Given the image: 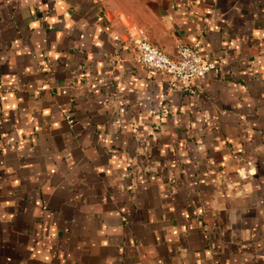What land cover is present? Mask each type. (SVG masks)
<instances>
[{
  "label": "crops",
  "instance_id": "1",
  "mask_svg": "<svg viewBox=\"0 0 264 264\" xmlns=\"http://www.w3.org/2000/svg\"><path fill=\"white\" fill-rule=\"evenodd\" d=\"M0 264H264V0H0Z\"/></svg>",
  "mask_w": 264,
  "mask_h": 264
},
{
  "label": "built area",
  "instance_id": "2",
  "mask_svg": "<svg viewBox=\"0 0 264 264\" xmlns=\"http://www.w3.org/2000/svg\"><path fill=\"white\" fill-rule=\"evenodd\" d=\"M134 59L149 76L163 74L172 84L190 81L213 71L216 63L201 56L197 44L178 42L174 53L168 54L153 43L143 29L137 28L132 38Z\"/></svg>",
  "mask_w": 264,
  "mask_h": 264
}]
</instances>
